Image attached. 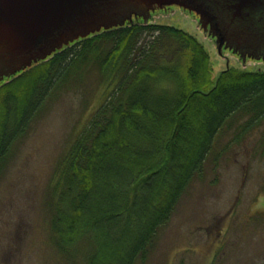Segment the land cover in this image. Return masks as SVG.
Segmentation results:
<instances>
[{"label": "trees", "instance_id": "trees-1", "mask_svg": "<svg viewBox=\"0 0 264 264\" xmlns=\"http://www.w3.org/2000/svg\"><path fill=\"white\" fill-rule=\"evenodd\" d=\"M213 73L197 38L137 20L0 85V185L49 100L73 86L86 91L92 78L101 86L102 103L72 135L47 188L45 227L64 264L145 262L219 138L241 119L231 143L264 126V72Z\"/></svg>", "mask_w": 264, "mask_h": 264}, {"label": "rangeland", "instance_id": "rangeland-1", "mask_svg": "<svg viewBox=\"0 0 264 264\" xmlns=\"http://www.w3.org/2000/svg\"><path fill=\"white\" fill-rule=\"evenodd\" d=\"M149 23L174 27L197 38L210 55L214 78L229 68L264 72L263 62L247 60L244 64L229 52L219 55L198 18L184 10H158ZM100 87L92 78L86 91H76L77 86H73L49 100L27 136L16 145L6 179L0 185V264L66 261L50 247L45 227L46 193L72 135L102 103ZM243 120L234 128H243L239 126ZM263 134L264 126H253L239 143H231L236 136L233 131L219 138L203 174L194 180L168 223L158 231L147 260L137 264H206L208 252L203 242L209 236L219 240V231L233 241L227 249L229 263L264 254Z\"/></svg>", "mask_w": 264, "mask_h": 264}, {"label": "water", "instance_id": "water-1", "mask_svg": "<svg viewBox=\"0 0 264 264\" xmlns=\"http://www.w3.org/2000/svg\"><path fill=\"white\" fill-rule=\"evenodd\" d=\"M176 7L195 15L219 55L264 63V0H0V85L65 47Z\"/></svg>", "mask_w": 264, "mask_h": 264}, {"label": "flooded vegetation", "instance_id": "flooded-vegetation-1", "mask_svg": "<svg viewBox=\"0 0 264 264\" xmlns=\"http://www.w3.org/2000/svg\"><path fill=\"white\" fill-rule=\"evenodd\" d=\"M233 131L235 132L236 129H233ZM237 192L240 194V191ZM211 194L213 193L211 192ZM237 200H239V196H237L234 201L236 202ZM214 226H218V228H220L221 224L214 223ZM219 232L221 234V237H216L219 238V240H213L209 236L210 239L207 237L206 240L203 242L205 244L204 250L205 252H208V260L206 264H264V254L258 256H250L242 261L229 263L227 261V249L231 246V243L233 241L227 235L222 234L221 231Z\"/></svg>", "mask_w": 264, "mask_h": 264}]
</instances>
